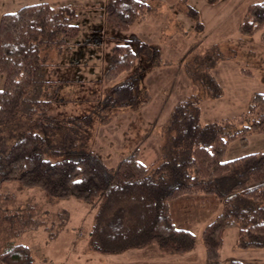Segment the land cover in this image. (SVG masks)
I'll list each match as a JSON object with an SVG mask.
<instances>
[{"label": "trees", "instance_id": "1", "mask_svg": "<svg viewBox=\"0 0 264 264\" xmlns=\"http://www.w3.org/2000/svg\"><path fill=\"white\" fill-rule=\"evenodd\" d=\"M99 6L116 33H128L152 14L148 0H104ZM83 8L42 2L0 17V188L13 182L50 199L95 204L88 241L100 253L151 245L165 253H187L195 248L196 236L176 225L178 214L188 215L194 204L200 210L216 202L220 211L201 232L208 262L218 264L228 228H237L238 247L264 248V151L223 159L231 142L245 145L250 135H264V93H254L241 114L210 122L201 121L200 96L176 101L163 124L166 149L156 161L144 165L133 152L114 170H104L82 147L88 144L83 137L88 117L62 119L55 111L68 101L60 89L71 81L49 77L54 74L45 63L51 49L89 44V39L77 41ZM238 32L259 34L264 44V0L246 7ZM158 55L140 37L114 39L101 74L102 82L114 85L105 93L106 108L116 100L135 106L129 101H138L147 64ZM0 264H32V255L22 244H7Z\"/></svg>", "mask_w": 264, "mask_h": 264}, {"label": "rangeland", "instance_id": "2", "mask_svg": "<svg viewBox=\"0 0 264 264\" xmlns=\"http://www.w3.org/2000/svg\"><path fill=\"white\" fill-rule=\"evenodd\" d=\"M259 1L148 0L152 14L134 23L128 33H116L103 21L98 7L104 0H0V17L42 2L84 7L77 41L89 39V44L62 52L51 49L46 69L54 74L49 75L53 79L71 81L60 89L68 101L55 111L62 119L88 117L89 132L83 136L88 144L83 142L82 147L91 152L93 163L112 171L133 152L144 165L158 159L166 149L163 124L176 101L200 96L201 121L210 122L241 114L254 93H264V44L259 34L238 32L246 7ZM131 35L149 42L159 55L147 64L138 101H129L135 106L116 100L117 105L106 108L110 99L105 93L114 86L102 82L106 58L115 38ZM3 82L0 74V89ZM99 98L102 102L98 105ZM262 151L264 135L252 134L245 145L231 142L223 159ZM194 205L197 208L188 215L180 212L176 220V225L196 236L193 250L171 254L151 245L107 254L94 250L88 241L95 204L73 198L50 199L39 190L7 183L0 188V253L7 244H22L30 250L32 264H213L206 259L201 232L220 211V204L200 210ZM237 234L235 227L224 232L218 264H264V248L238 247Z\"/></svg>", "mask_w": 264, "mask_h": 264}]
</instances>
